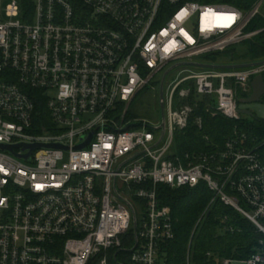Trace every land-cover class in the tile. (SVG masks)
<instances>
[{"label": "built area", "instance_id": "1", "mask_svg": "<svg viewBox=\"0 0 264 264\" xmlns=\"http://www.w3.org/2000/svg\"><path fill=\"white\" fill-rule=\"evenodd\" d=\"M263 4L0 0V264H169L174 219L157 188L201 185L211 200L184 264H197V230L217 204L261 239L247 258L208 252L204 264H264V139L240 128L247 116L238 99L251 96L264 65L215 70L194 61L262 33L248 28ZM170 66L161 88L176 67L199 70L181 71L163 89L160 124L129 118ZM30 91L46 100L48 128L35 126ZM203 101L236 126L221 150L179 153L176 134ZM195 124L201 130L202 118Z\"/></svg>", "mask_w": 264, "mask_h": 264}, {"label": "trees", "instance_id": "2", "mask_svg": "<svg viewBox=\"0 0 264 264\" xmlns=\"http://www.w3.org/2000/svg\"><path fill=\"white\" fill-rule=\"evenodd\" d=\"M24 2V0H21ZM254 0H247L253 3ZM263 30L258 38L248 43L234 46L221 53L210 54L203 57L207 64L224 66L226 62L214 60L224 56L231 60V64H250L262 62L264 60V23L255 19L248 28V31L255 32ZM243 46V50L237 53V47ZM232 57V58H231ZM264 78V74H263ZM35 107L36 117L35 126H49L46 100L38 91H30ZM250 95L238 93L240 98L247 99ZM195 96L192 94L184 104H193ZM206 101L199 102L197 109L190 118L188 128L175 137V149L179 153L186 152H211L221 150L226 138L236 126V123L225 119L222 116L212 117L206 112ZM129 118L130 115H129ZM197 118H202L203 128L200 130L195 124ZM240 128L255 136L257 139H264V121L258 120L255 123H249L244 119L240 123ZM208 137L210 142L205 141ZM158 199L162 206L171 208L174 229L176 233L175 242L169 249V264H184L186 252L190 237L195 229V225L211 200V194L203 185L196 189L171 190L166 186H158ZM227 218V221L225 219ZM225 226H231L236 231L227 233ZM261 235L246 220L241 218L236 212L221 204H217L206 220L197 230V239L195 241V260L197 264H204L205 255L208 252H214L219 258H247L258 246ZM120 258V254L118 255Z\"/></svg>", "mask_w": 264, "mask_h": 264}, {"label": "rangeland", "instance_id": "3", "mask_svg": "<svg viewBox=\"0 0 264 264\" xmlns=\"http://www.w3.org/2000/svg\"><path fill=\"white\" fill-rule=\"evenodd\" d=\"M255 0L253 1V3ZM250 4V3H249ZM257 20H260L264 23V4L261 7L260 10V16L256 18ZM258 38V35L255 37ZM251 40V42H254L256 39ZM250 43V41H248ZM237 53H240L244 48L243 46L237 47ZM232 58V57H231ZM214 60L219 62H226L224 65H233L231 64V60L227 59L224 56H220L218 58H214ZM195 63H202L206 64L204 62L205 60L203 58L195 59ZM264 61V60H263ZM172 68V66L166 68L164 71H162L160 74L156 76V78L152 81V83L134 100V102L129 107V115L132 119H139V120H146L152 124H160L163 121V109L161 106V85L164 75ZM187 69H193V70H199V68L196 67H190V66H180L176 67L173 70H171L170 74L167 76L165 82H164V92L166 94V90L168 85L176 78V76L183 70ZM188 74L185 73L182 75V77L187 76ZM245 99L240 98V104L239 108L248 110L253 114V117H246L247 121L249 123H255L258 120L264 121V98L258 103L253 104H244L243 101Z\"/></svg>", "mask_w": 264, "mask_h": 264}, {"label": "water", "instance_id": "4", "mask_svg": "<svg viewBox=\"0 0 264 264\" xmlns=\"http://www.w3.org/2000/svg\"><path fill=\"white\" fill-rule=\"evenodd\" d=\"M263 65H264V61L256 62V63H250V64H233V65H224V66L203 65V66H201V68H203V69H215V70H244V69H250V68H254V67H261ZM251 87H252V94L249 98H247L243 101L244 104L258 103L262 100V98H264V78H263V76L255 77L254 80L252 81ZM160 96H161V100H163V97H164L163 88H161ZM239 112H240V114H242L244 116L253 117V114L248 110L240 109ZM90 139L91 138H89V140L87 141V143L85 145H87L89 143Z\"/></svg>", "mask_w": 264, "mask_h": 264}]
</instances>
